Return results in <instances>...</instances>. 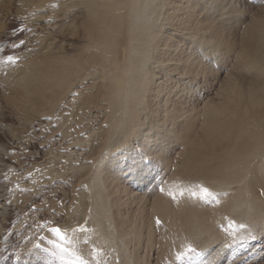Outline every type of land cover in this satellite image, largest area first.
<instances>
[{
	"label": "bare ground",
	"instance_id": "obj_1",
	"mask_svg": "<svg viewBox=\"0 0 264 264\" xmlns=\"http://www.w3.org/2000/svg\"><path fill=\"white\" fill-rule=\"evenodd\" d=\"M51 1L57 0H0V17H9V6L16 3L15 16L25 17L30 25H44ZM70 4L79 9L66 24L68 38L81 41L42 33V40L51 41L41 42L39 50L0 76V82L12 110L30 118L56 111L66 93L89 81L83 86L86 90L78 89L81 105L105 108L108 127H102L98 137L109 149L122 150L107 168L99 161L90 178L92 218L106 245L116 249L118 242L121 263L134 264V250L143 240L149 246L154 243V216L169 220L174 232L195 242L211 245L223 238L214 230L210 209L200 206L201 195L189 197L183 205L160 195L154 182L157 168L170 172L173 162L177 174L205 183L219 197L218 211L227 210L247 220L241 224H252L246 228L263 232L264 10L245 22L237 35L227 25L239 11L229 13L225 0ZM33 11L38 17L31 16ZM58 13L54 17L64 18V12ZM1 21L0 36L6 20ZM204 57L220 62L225 79L215 91V102L189 104L186 97L197 79L220 72ZM174 180L168 176V183ZM130 185H136L135 190ZM249 231L235 237L239 244L254 240L250 255L239 247L235 262L226 264H256V255L262 253L261 233Z\"/></svg>",
	"mask_w": 264,
	"mask_h": 264
},
{
	"label": "rangeland",
	"instance_id": "obj_2",
	"mask_svg": "<svg viewBox=\"0 0 264 264\" xmlns=\"http://www.w3.org/2000/svg\"><path fill=\"white\" fill-rule=\"evenodd\" d=\"M57 1L48 3L50 13L46 16L44 25L39 22L30 25L25 17L22 18L19 14L15 16V10L18 8L16 3H11L9 6L13 12L9 17H0L1 23L6 20L3 34L0 36L1 77L13 67L23 65L30 53L39 50L41 42L51 41L42 40L40 37L42 33L48 34V38L51 35L64 38L67 42L81 41L68 38L66 26L68 20L78 13L79 8L70 4V0H65L68 4L63 0ZM225 2L229 5V13L234 10L239 11V15L237 14L227 25L228 29L230 28L229 30L237 35L241 34L245 22L264 10V0H231V2L225 0ZM54 9L56 12L53 11ZM62 12L65 15L61 19ZM55 13L60 17H54ZM31 16L38 17V11H33ZM59 22L62 23L60 26ZM21 40L25 43L20 44ZM13 43L18 44L19 47L12 48ZM8 55L19 59L14 64L7 62L4 58ZM203 60L210 66L213 64L211 67L220 72L207 74L204 79L201 77L197 79L199 84L195 85L190 97H186L189 104L195 101L201 103L203 100L215 102L217 100L215 91L225 79L226 72L219 69V61L208 62L206 57ZM232 61L233 58H230V65ZM87 81L84 80L82 86L79 84L69 91L70 93H66L57 105L56 111L44 115H30V118L15 109L12 110L13 108L7 104L3 96L5 87L0 82V108L3 112L0 117V202L2 204L0 264H123L120 257L122 253L120 250L118 252L117 248L118 242H115L116 249L114 246L106 245L92 218L90 178L99 161L105 164H102L104 168L109 167L113 158L122 156V150L109 149L106 143L101 144L102 141L98 137L100 129L108 127V122L104 120L105 108L96 104L91 109L82 107L80 99L82 95L78 89L85 86L89 82ZM103 147L107 149L104 150ZM172 166L171 173L169 171L166 173L162 167L157 168L158 174L154 182L158 183L156 187L160 195L170 196L166 190L175 193L176 205H183L191 196L201 195V186L207 187L205 183L177 174L174 162ZM169 175L175 178L172 184L168 183ZM130 186L135 190L136 185ZM161 188L164 191H161ZM209 190L211 191L210 188ZM193 192L197 195H192ZM170 198L173 200L171 196ZM218 198L213 193L212 196H203L200 199L203 203L201 201L199 203L201 207L211 210L209 214L215 218L214 230L221 237L224 235L221 241L206 245L203 240L197 242L189 240L183 234L174 232L170 228L169 220L154 216L151 227L154 230L155 244L152 241L150 247L143 240L141 247L138 246L134 250L136 254L132 262L137 264L135 259L139 258L140 264H226L235 262L239 247L247 249L246 255L249 256L248 250L254 240H245L239 244L235 236H243L242 234L249 230L251 233H258L261 229L256 227L255 230L253 226L251 231L250 223V225L245 224L251 227L250 229L240 228L239 225L245 219L231 215L227 210L218 211ZM157 220L160 222L157 223ZM230 222H232L231 227ZM81 226L85 227V231L79 230ZM53 227L64 230L67 239L60 241L58 236L50 231ZM84 233L90 234L83 235ZM260 233L262 239L258 248L262 253L261 256L256 255V264H264V231ZM93 239L94 243L91 244ZM49 241L63 243L67 251L61 252ZM36 243L40 244L39 248L33 247ZM189 244L196 248L200 255L189 253L178 259V255L185 252ZM117 255H120L119 258Z\"/></svg>",
	"mask_w": 264,
	"mask_h": 264
},
{
	"label": "snow or ice",
	"instance_id": "obj_3",
	"mask_svg": "<svg viewBox=\"0 0 264 264\" xmlns=\"http://www.w3.org/2000/svg\"><path fill=\"white\" fill-rule=\"evenodd\" d=\"M19 43H20V44H24L25 41L21 40ZM11 47H12V48H17V47H19V45L16 44V43H13V44L11 45ZM4 59H5L7 62H10V63H13V64H14V63H16V62L18 61L19 57H15V56H12V55H8V56H6ZM161 191H164V189L161 188ZM169 195H170L173 199H175V193H173V192H169ZM192 195H197V193H196V192H193ZM201 195H202V197H203V196H212V195H213V192L210 191L209 188L201 186ZM159 222H160V221L157 220V223H159ZM229 226H230V227L232 226V222H230V225H229ZM239 227L243 229V228H246L247 225H245V224H240ZM79 230H80V231H85V227L81 226ZM50 231H51L52 233L56 234V235L58 236V238H59L60 241H64V240L67 239L65 231L62 230L60 227H53V228L50 229ZM73 231H75V229H74ZM249 238H251V239H255V236H254V235H250ZM41 239H43V238H41ZM49 243L54 244L55 247H57L58 249H60L61 252L67 251V249L64 247L63 243H57L56 241H49ZM33 247H35V248H39V247H40V244H39V243H36L35 245H33ZM189 253H195L196 255H200V253L197 252L196 248H194L191 244H189V245L187 246L185 252L180 253V254L178 255L177 258L179 259V258H182V257H184V256H187ZM53 254L55 255V253H53ZM61 258H62V257H61Z\"/></svg>",
	"mask_w": 264,
	"mask_h": 264
}]
</instances>
